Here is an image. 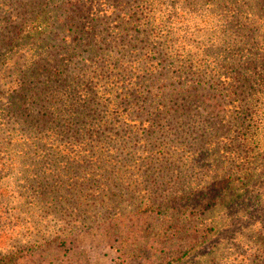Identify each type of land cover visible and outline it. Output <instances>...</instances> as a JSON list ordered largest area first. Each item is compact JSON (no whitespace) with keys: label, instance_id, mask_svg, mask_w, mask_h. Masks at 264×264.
Returning <instances> with one entry per match:
<instances>
[{"label":"rangeland","instance_id":"rangeland-1","mask_svg":"<svg viewBox=\"0 0 264 264\" xmlns=\"http://www.w3.org/2000/svg\"><path fill=\"white\" fill-rule=\"evenodd\" d=\"M73 1L97 37L56 23L64 0H0L22 31L0 48V264H264V0ZM34 54L68 80L42 123L11 106Z\"/></svg>","mask_w":264,"mask_h":264},{"label":"trees","instance_id":"trees-1","mask_svg":"<svg viewBox=\"0 0 264 264\" xmlns=\"http://www.w3.org/2000/svg\"><path fill=\"white\" fill-rule=\"evenodd\" d=\"M32 5V2H29L28 4V11H32L34 9H30L29 7ZM109 7V6H108ZM108 10V8H105ZM65 14L64 17L61 16V13ZM84 12V9L81 8V6L78 4V1L73 0H64L61 8L59 10L53 11L56 23L59 24V21L64 23L66 26H73L77 25V29L80 33H82V36L87 35L91 36L92 39L97 34L96 33V25L99 23L97 14H94L90 22H88L87 26L80 27L77 24V21L80 19V15ZM48 11L42 13L38 12L35 15L32 16V19L27 20V24L31 27L27 30L31 37L34 38L38 42L39 45H45L46 50L49 48L47 47L46 43H48V40H44V38H41V33L39 29L40 26H44L46 23H48ZM58 21V22H57ZM14 30L11 32L10 35H2L0 34V48H3L5 45L8 44L10 39H12V42L15 41L22 33L20 28H17L16 30V24L13 25ZM27 37V36H24ZM97 37V35H96ZM34 57L28 58L26 66L24 69H22L21 77L27 78L26 84L19 85V88H15V92L17 94H11L10 97L12 99L11 106L15 110L14 112L21 114L26 121H30L32 123H42L45 121H48V119L52 118V116L56 115V111L53 110L55 105L52 103H49L47 106L45 103H42L44 96H50L54 94L57 90V92H62L63 87L66 85L64 81H68L67 77L63 78L64 75V62L60 61V59H52L50 58L48 61L45 60L40 54H34ZM31 57V56H30ZM62 59V58H61ZM198 64V62H196ZM184 66V65H183ZM199 74V73H198ZM97 76V75H92ZM76 79V78H74ZM97 86V84H96ZM84 91V94H61L65 97L66 102L71 103H79L76 108H74L71 111V117L73 118H81L83 117L84 113L86 112V109L89 105L95 102V96L93 94H89L90 92H93V90L87 89L82 90ZM98 91H95L97 93ZM49 93V94H45ZM73 97H76L75 99ZM27 104V110L22 108L23 104ZM39 103V104H38ZM34 106L41 107V110L44 109V112L40 114H33ZM74 107V106H73ZM18 111V112H17ZM49 119V120H50ZM185 203L186 206H185ZM183 205H167L165 209H170L169 211V217L171 221V227L168 229L171 230V236H176L180 233L181 229V222L183 220V214L189 212L196 213L197 208H191V205L186 201ZM161 205L159 204V207ZM185 206V209L183 207ZM156 205L154 203H150L148 205V208L146 210H154L156 209ZM164 209V210H165ZM159 210L163 211L162 208H159ZM188 216L185 215V218ZM198 233V231H197Z\"/></svg>","mask_w":264,"mask_h":264}]
</instances>
